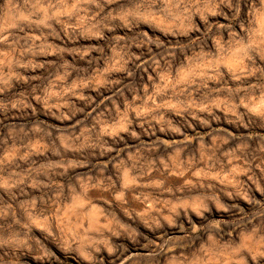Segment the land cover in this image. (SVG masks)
Here are the masks:
<instances>
[{
  "label": "clouds",
  "instance_id": "9594fccd",
  "mask_svg": "<svg viewBox=\"0 0 264 264\" xmlns=\"http://www.w3.org/2000/svg\"><path fill=\"white\" fill-rule=\"evenodd\" d=\"M0 264H264V0H0Z\"/></svg>",
  "mask_w": 264,
  "mask_h": 264
}]
</instances>
